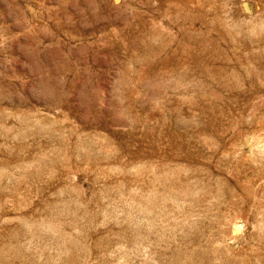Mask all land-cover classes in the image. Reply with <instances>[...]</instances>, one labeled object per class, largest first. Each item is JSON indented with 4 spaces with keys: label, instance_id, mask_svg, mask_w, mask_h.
<instances>
[{
    "label": "rangeland",
    "instance_id": "1",
    "mask_svg": "<svg viewBox=\"0 0 264 264\" xmlns=\"http://www.w3.org/2000/svg\"><path fill=\"white\" fill-rule=\"evenodd\" d=\"M0 264H264V0H0Z\"/></svg>",
    "mask_w": 264,
    "mask_h": 264
}]
</instances>
